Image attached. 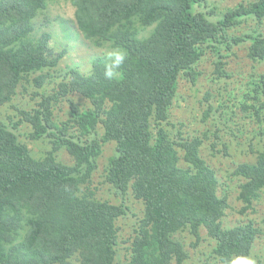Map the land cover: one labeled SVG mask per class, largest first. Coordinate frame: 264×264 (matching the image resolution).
Returning <instances> with one entry per match:
<instances>
[{
  "label": "trees",
  "instance_id": "16d2710c",
  "mask_svg": "<svg viewBox=\"0 0 264 264\" xmlns=\"http://www.w3.org/2000/svg\"><path fill=\"white\" fill-rule=\"evenodd\" d=\"M58 1L0 0V108L24 83H33L39 97L37 108H18L11 125L0 117V264H184V234L196 248L202 230L215 242L204 264H241L245 258L264 264L253 255L264 218L260 225L223 226L228 195H219L216 170L201 152L204 138L211 135L215 149L227 126L212 95L205 96L204 120L220 114L210 135L184 137L168 128L180 78L196 84L208 53L216 58L217 77H230L228 53L248 45V58L263 70L249 77L242 106L260 128L251 146L255 161L238 164L233 175L243 180L238 198L244 212L264 202V0L222 12L209 0H66L86 40L126 51L112 80L104 76L106 56L95 57L88 74L77 67L56 71L62 54H53L50 33L35 34V20ZM48 79L57 82L53 93ZM63 103L67 119L56 114ZM23 123L32 128V141L50 142L45 155L35 157L20 140ZM107 143L115 151L105 182L122 198L132 190L144 204L127 242V262L118 259L117 223L128 208L97 199L89 187L84 191ZM61 150L73 164L59 160Z\"/></svg>",
  "mask_w": 264,
  "mask_h": 264
},
{
  "label": "rangeland",
  "instance_id": "374dc122",
  "mask_svg": "<svg viewBox=\"0 0 264 264\" xmlns=\"http://www.w3.org/2000/svg\"><path fill=\"white\" fill-rule=\"evenodd\" d=\"M216 4L219 10L225 11L228 8L237 6L240 3H249L254 0H209ZM255 22L249 25L254 26ZM249 25L238 28L236 34L247 31ZM35 34L42 35L44 32L51 34L49 42L50 48L55 56L62 54L58 73L69 68L77 67L82 72L89 73L92 68V60L95 57L106 56L110 50L106 47H97L92 42L86 40L83 34L75 25V7L66 0L49 4L46 10L42 11L35 20ZM264 31V25L262 27ZM248 45L237 47L228 53L226 70L231 74L227 78H219L216 74L217 66L215 57L208 53L200 62L198 69L202 72L196 84L189 78L183 76L179 81V90L170 112L168 128L177 134L179 131L184 137H204L215 130L219 121V114L224 113L227 126L221 131L222 141L212 148L213 137L204 138L202 156L212 168L216 170L219 179V195H228L229 208L223 218V226L232 228L238 224L254 221L261 224L264 218V202H256L254 210L244 212V204L239 200V185L242 178L235 177V168L240 163L254 162L256 153L251 150L254 139L257 137L259 125L251 118L242 104L247 101V82L249 77L255 72H261L263 67L255 65L247 56ZM57 82L48 79L46 87L49 92L56 90ZM56 88V89H55ZM36 88L33 83H24V87L18 89L19 94L14 100L0 108V117L10 123L11 120H18L17 109L33 110L38 107L39 97L34 95ZM211 94L215 107L219 108L215 118L205 121V113L208 108L205 96ZM75 99L84 102L79 96ZM68 103L58 105L56 114L59 118H68ZM32 128L23 123L20 126L19 138L28 144L35 157H41L50 149L48 140L42 139L32 141L30 133ZM228 148V151L226 150ZM115 144L107 143L103 146L102 154L98 161V167L93 174L91 182L84 187V191L89 187L99 200L108 201L119 205L123 203L128 208V214L120 218L117 227L119 229L118 259L127 262L130 258L128 240L132 238L134 226L144 214V204L136 200L132 190L125 198L117 195L112 185L105 182V172L109 164L110 157L114 154ZM60 161L69 165L74 163L73 157L66 150L58 153ZM186 238V250L189 258L184 264H204L211 256L215 242L208 236L206 230L201 232V242L198 247H193L194 239L188 234ZM254 257L264 260V236H261L254 247ZM74 264H80L74 260ZM176 264V263H173Z\"/></svg>",
  "mask_w": 264,
  "mask_h": 264
},
{
  "label": "clouds",
  "instance_id": "9594fccd",
  "mask_svg": "<svg viewBox=\"0 0 264 264\" xmlns=\"http://www.w3.org/2000/svg\"><path fill=\"white\" fill-rule=\"evenodd\" d=\"M107 63L104 65V76L112 80L119 75V70L127 60V53L121 49H114L106 55ZM241 264H255L252 258H245Z\"/></svg>",
  "mask_w": 264,
  "mask_h": 264
}]
</instances>
